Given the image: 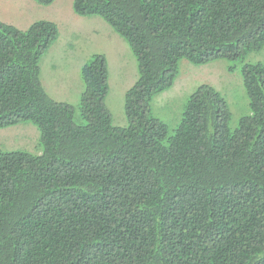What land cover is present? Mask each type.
Listing matches in <instances>:
<instances>
[{
    "label": "trees",
    "instance_id": "1",
    "mask_svg": "<svg viewBox=\"0 0 264 264\" xmlns=\"http://www.w3.org/2000/svg\"><path fill=\"white\" fill-rule=\"evenodd\" d=\"M72 7L101 18L135 56L127 126H115L105 105L103 55L81 67L76 110L40 83L55 23L0 21V128L31 122L42 146L0 151V264H264V60L242 65L250 113L235 129L209 85L190 94L172 132L150 108L181 59L243 61L264 50V0Z\"/></svg>",
    "mask_w": 264,
    "mask_h": 264
},
{
    "label": "rangeland",
    "instance_id": "2",
    "mask_svg": "<svg viewBox=\"0 0 264 264\" xmlns=\"http://www.w3.org/2000/svg\"><path fill=\"white\" fill-rule=\"evenodd\" d=\"M73 0H0V21L25 30L36 20H49L57 27V38L41 56L39 78L45 92L55 101L78 109L84 82L81 67L94 55L106 59L107 94L104 102L115 126H127L124 114L125 92L138 77L137 62L129 45L97 16H78ZM264 60V50L251 52L243 61L217 59L195 65L181 59L172 86L150 100L151 114L166 123L172 132L180 122L186 101L200 85L220 92L231 114L229 126L235 129L241 117L250 113L241 68ZM24 150L39 154V130L31 122L0 128V151Z\"/></svg>",
    "mask_w": 264,
    "mask_h": 264
}]
</instances>
